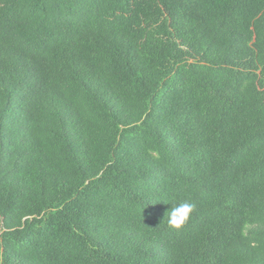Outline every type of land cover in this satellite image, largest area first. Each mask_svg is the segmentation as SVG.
<instances>
[{"label":"trees","instance_id":"trees-1","mask_svg":"<svg viewBox=\"0 0 264 264\" xmlns=\"http://www.w3.org/2000/svg\"><path fill=\"white\" fill-rule=\"evenodd\" d=\"M0 264H264V0H0Z\"/></svg>","mask_w":264,"mask_h":264},{"label":"clouds","instance_id":"clouds-1","mask_svg":"<svg viewBox=\"0 0 264 264\" xmlns=\"http://www.w3.org/2000/svg\"><path fill=\"white\" fill-rule=\"evenodd\" d=\"M195 205L189 202H180L172 205L167 212L168 224L172 228H180L189 219Z\"/></svg>","mask_w":264,"mask_h":264}]
</instances>
